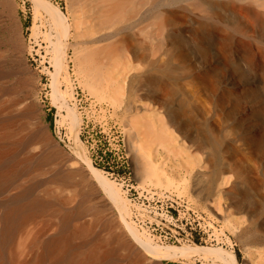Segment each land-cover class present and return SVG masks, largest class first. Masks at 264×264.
<instances>
[{"label":"rangeland","instance_id":"1","mask_svg":"<svg viewBox=\"0 0 264 264\" xmlns=\"http://www.w3.org/2000/svg\"><path fill=\"white\" fill-rule=\"evenodd\" d=\"M2 1H9L11 9L0 7L2 68L8 72L0 82L12 91L0 94V133L7 124L25 122L15 137L24 141L40 130L44 149L55 150L60 160L56 157L35 171L25 169L0 190V232L7 205L34 196L54 204L0 240V264H37L42 240L54 233L62 208L83 211L71 220L70 230L82 223L89 226L73 239V246L85 243L87 252L95 235L121 239L100 247L109 248L110 264H141L138 252L145 257L142 264H155L128 237L124 222L152 245H202L231 252L235 264H264V68L250 70L237 57H227L226 64V58L193 47L168 50L155 40L148 47L142 40L145 28L114 33L119 23H92L89 7L75 0H44L62 15L65 31L55 28L42 9L35 17L31 0ZM176 19L177 35L187 45L194 28L186 16ZM202 43L217 45L211 35L203 36ZM64 51L60 63L65 72L56 66ZM233 61L240 65L234 68ZM141 72L163 76L165 83L148 91L137 88ZM27 107L34 110L33 117L20 119L17 114ZM40 146L39 140L24 149L7 146L0 168H10ZM61 149L84 166L89 162L98 168L116 187L127 214L110 209L93 181L83 183L85 171L69 169L72 159L66 162ZM148 165L165 175L162 184L150 180ZM59 170L74 171L71 183L53 178ZM217 173L237 183L235 204L215 190ZM31 184L28 195L20 193ZM73 254L57 264H70ZM210 257L178 255L155 262L227 264ZM54 262L53 254L43 260Z\"/></svg>","mask_w":264,"mask_h":264},{"label":"bare ground","instance_id":"2","mask_svg":"<svg viewBox=\"0 0 264 264\" xmlns=\"http://www.w3.org/2000/svg\"><path fill=\"white\" fill-rule=\"evenodd\" d=\"M31 1L33 2L35 17L40 16L39 11L42 9L47 14H49L51 18H53V26L55 28L59 27L60 30L65 31L63 17L53 5L49 4V2L47 3L44 0ZM75 1L81 3V5L83 4V6L89 7V9L87 8V13H89L88 17L92 21V23L93 21L100 24L119 23V27H113L114 33L120 31L121 28L128 30L130 33H134V31L138 28H145L146 31L142 35V40L148 47L151 46L155 40L156 43L165 45V48L168 50L175 51L177 47L182 46L189 50L193 47L196 50L202 51L203 53L212 52L219 58H226V64H228L229 61L227 57H230L232 59L234 57H237L239 61L243 60L241 64L250 70H254L259 66H262L260 68H264V0ZM0 7H2L3 10L5 9L10 11L11 4L9 1L1 0ZM179 15L186 16L188 23L194 28V33L188 37L189 39H187V45L184 43L182 44L179 36L177 35L178 29L176 17ZM105 28H109V26L104 27V29ZM205 35H211L213 37L215 43H217V45H215L216 47H210L202 43L203 36ZM60 40H62V38ZM58 44L59 43H57V46ZM57 50L58 49L56 47L55 51ZM142 50L145 53L148 52L145 49ZM55 51L54 53L56 54ZM64 53L65 51L58 54L56 63L57 69L61 68L63 72H65V65L62 66L60 62L64 58ZM3 58L4 55L0 49V81L8 75L7 70L5 71L2 68ZM233 62L236 63L232 64L234 68H237L238 65H240V62ZM166 68L170 67H168L167 65L165 66V69ZM163 83H165L163 76H151L150 73L147 74L146 72H141L137 75L136 87L148 91L152 87L161 86ZM165 87L167 88V85ZM10 90L12 91V87H7L0 82V94H4L5 92L7 93ZM32 115H34V110L31 107H27L17 114L20 119L31 118ZM68 116L69 115H67V117ZM56 122L59 123L58 120ZM25 124V122H21L16 127L11 126L10 124H7L4 127L3 132L0 133V157L3 155V151L7 146H15L19 147V149H24L34 141L39 140L42 143L43 147L40 146V149L36 147L32 148L29 151L28 155H25L15 161L10 168V164H7L5 168H3V166L1 167L0 190L6 188L7 185L19 172L25 169L27 171H35V169L37 170V168H42L41 166H44L43 164L51 161L52 159L54 160L57 157L53 152L55 150L47 151L48 149H44V146H46V142L44 138H42L43 136L41 135L42 133L40 130L31 132L24 141L18 140L17 137H15L17 129L24 127ZM69 127L71 128V126ZM71 131L72 128L70 132ZM75 137L77 138V136ZM55 160L56 162H58L60 159L58 160L57 157V159ZM70 160V164L68 165L69 169H71L70 167L83 169L85 171V174H82L81 177L83 183L89 180L93 181L103 193L106 202L110 205V209H115L116 213L120 216L127 214V209L125 206L126 204L120 197L116 187L101 176L100 170L98 168L92 166L89 162L84 166L83 162H78L73 157H71ZM156 169L157 168H155L154 166L153 168H151L150 166L147 167V170L149 171V174L151 176L150 180L154 183L162 184L164 182L162 181V178L164 177L166 179V177L165 175H163V173L158 172V169L156 171ZM73 174L74 171L72 170H59L53 174V178H55V180H59L62 184H66L71 183L70 181L72 180ZM229 179V176L224 175L223 173L215 174V190L225 196L228 201L234 203L233 201L239 195V189L236 185L237 183H230ZM32 184L29 186H27L28 184L26 186L24 185L25 187L22 188L20 193L22 194L24 192L26 195H28L30 191H32ZM50 203L42 200V198H35L34 196L32 198L30 197L29 199L27 198V201L22 204H14V206L7 205L5 207V212L1 217L2 229L0 232V240L13 234L14 230L18 228L23 221L26 222V218H28L32 214L34 215L35 212H38L39 210L43 211L44 209L49 207L54 208V206H51L52 203ZM100 206V209L98 208L99 211L103 208V205ZM53 211L56 210L54 209ZM82 213L83 211L79 208H75L74 210H65L64 208H62L59 210V221L54 233L46 237V239L42 238L43 242L41 248L43 249L42 252L39 251L40 253L37 254V264H43V260L49 254H53V257H55L54 264H57L60 261L67 260L69 256L68 254H71V252H74V254L69 259L70 264H86L87 262L91 261H100L102 263L105 262L109 264L111 263L112 258L110 256L109 248L100 249V247L102 246V243H121V239L116 235L110 234L108 238H103L101 236L95 235L94 237H92V239L90 238V242L93 244V246L92 249L88 250L87 252L83 250V246L85 245V243L83 244V246L81 245L82 243L78 246H73V239L77 238V236L85 234L89 229L88 224L82 223L74 230H70L71 220L75 217L82 216ZM123 225L124 231L126 232L128 237L141 250H143V252L148 257H150L155 264L157 263L155 261L172 259L178 255H183L187 258H206L212 256L213 258L224 261L227 264H235L236 262V259L231 252L225 250L218 251L202 245H195L193 248L181 247L176 245H152V243L143 239L139 235L135 227L133 228L126 222H124ZM141 234H143V232ZM39 241L41 242V240ZM77 249L78 251L77 253H75Z\"/></svg>","mask_w":264,"mask_h":264},{"label":"water","instance_id":"3","mask_svg":"<svg viewBox=\"0 0 264 264\" xmlns=\"http://www.w3.org/2000/svg\"><path fill=\"white\" fill-rule=\"evenodd\" d=\"M61 151L65 155V161L67 162L71 157L63 149H61ZM137 256H138L139 262L142 264L145 257L143 256V254L141 252H138Z\"/></svg>","mask_w":264,"mask_h":264}]
</instances>
